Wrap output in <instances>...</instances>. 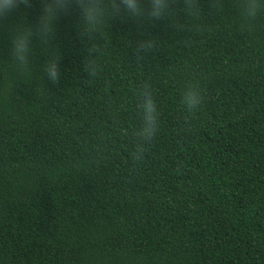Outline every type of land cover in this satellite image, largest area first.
Wrapping results in <instances>:
<instances>
[{
  "label": "trees",
  "instance_id": "16d2710c",
  "mask_svg": "<svg viewBox=\"0 0 264 264\" xmlns=\"http://www.w3.org/2000/svg\"><path fill=\"white\" fill-rule=\"evenodd\" d=\"M42 9L0 18V264H264V18L202 17L178 34L116 20L81 35L75 5ZM39 23L49 46L33 36L26 51ZM145 30L161 44L137 60ZM93 45L94 76L82 70ZM52 52L56 84L42 74ZM144 81L161 129L137 161ZM189 84L203 94L193 114Z\"/></svg>",
  "mask_w": 264,
  "mask_h": 264
},
{
  "label": "clouds",
  "instance_id": "9594fccd",
  "mask_svg": "<svg viewBox=\"0 0 264 264\" xmlns=\"http://www.w3.org/2000/svg\"><path fill=\"white\" fill-rule=\"evenodd\" d=\"M44 8L51 7L56 17L67 14L73 5L79 10L78 23L83 25L77 34L98 32L101 35L106 26L116 20L132 22L138 27L145 23L151 26L163 24L171 33L186 32L197 26L202 17H215L224 13L235 15L248 29H254L264 18V0H42ZM20 5L29 7L31 0H0V18ZM39 23L35 32L25 41L26 51L31 50L33 36L39 38L42 47L48 48L50 41L44 42L46 33H40ZM18 35H23L21 31ZM161 40L149 31L140 32L133 39L132 54L137 60L152 55L160 47ZM15 47V45H12ZM99 49L93 45L88 50L89 58L83 61L85 74L96 75L97 64L93 57ZM30 65V57H29ZM42 74L47 81L56 84L61 77L60 56L53 52L42 65ZM135 112L137 126L133 127L130 138L134 147V160L143 158L144 149L158 136L161 129V113L154 88L149 81L142 82L135 92ZM182 110L187 114L197 112L203 103V94L196 84L187 85L182 92Z\"/></svg>",
  "mask_w": 264,
  "mask_h": 264
}]
</instances>
